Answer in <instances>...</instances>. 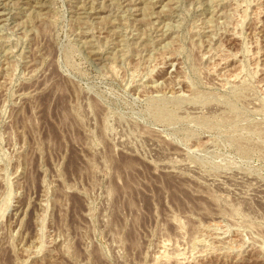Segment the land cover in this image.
Masks as SVG:
<instances>
[{"label":"rangeland","instance_id":"rangeland-1","mask_svg":"<svg viewBox=\"0 0 264 264\" xmlns=\"http://www.w3.org/2000/svg\"><path fill=\"white\" fill-rule=\"evenodd\" d=\"M0 264H264V0H0Z\"/></svg>","mask_w":264,"mask_h":264},{"label":"bare ground","instance_id":"bare-ground-1","mask_svg":"<svg viewBox=\"0 0 264 264\" xmlns=\"http://www.w3.org/2000/svg\"><path fill=\"white\" fill-rule=\"evenodd\" d=\"M63 87V86H62ZM61 98V97H60ZM50 103V102H49ZM126 167H131V165L129 164V165H126Z\"/></svg>","mask_w":264,"mask_h":264}]
</instances>
